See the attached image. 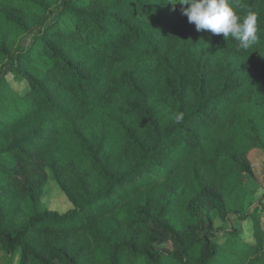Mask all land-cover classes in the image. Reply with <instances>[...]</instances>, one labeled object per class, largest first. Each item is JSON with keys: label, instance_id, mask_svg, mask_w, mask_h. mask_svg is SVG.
<instances>
[{"label": "trees", "instance_id": "16d2710c", "mask_svg": "<svg viewBox=\"0 0 264 264\" xmlns=\"http://www.w3.org/2000/svg\"><path fill=\"white\" fill-rule=\"evenodd\" d=\"M168 2L0 0L8 262L264 264L247 211L250 157L264 153V0H229L241 21L257 14L248 50ZM50 174L72 209L25 217Z\"/></svg>", "mask_w": 264, "mask_h": 264}, {"label": "clouds", "instance_id": "9594fccd", "mask_svg": "<svg viewBox=\"0 0 264 264\" xmlns=\"http://www.w3.org/2000/svg\"><path fill=\"white\" fill-rule=\"evenodd\" d=\"M173 11L179 4L181 11L196 31L208 30L214 35H223L224 39L232 37L239 42L242 50H248L253 45H259L257 14L249 12L246 17L238 16L229 0H169ZM187 6V7H185ZM184 118L183 113L174 116V122L179 124Z\"/></svg>", "mask_w": 264, "mask_h": 264}, {"label": "rangeland", "instance_id": "374dc122", "mask_svg": "<svg viewBox=\"0 0 264 264\" xmlns=\"http://www.w3.org/2000/svg\"><path fill=\"white\" fill-rule=\"evenodd\" d=\"M8 81L11 83L13 88L17 87L18 83L14 81L12 76H8ZM250 158L255 170V180L248 181L250 183V196L247 201V211L252 215H261V222L264 229V153L259 151L254 152ZM27 209V215L25 217H29L35 213H40L46 210L57 212L59 214H65L72 209V204L69 202L64 192L60 189L52 174H50L47 184L40 192L38 202L33 203L28 201ZM214 218L215 226L218 231L228 227L227 224L224 223L216 214L214 215ZM223 235L224 233L220 232L218 236L223 237ZM239 236L245 243L254 242L252 221L246 222L243 225L242 232ZM9 262L0 257V264H18L16 260H14V262Z\"/></svg>", "mask_w": 264, "mask_h": 264}, {"label": "crops", "instance_id": "0c3cea01", "mask_svg": "<svg viewBox=\"0 0 264 264\" xmlns=\"http://www.w3.org/2000/svg\"><path fill=\"white\" fill-rule=\"evenodd\" d=\"M0 253H1V254H0V257L6 259V255L1 251V249H0ZM17 259H18V260H17ZM19 259H20V258H19V255H17L15 260H16L18 263H19Z\"/></svg>", "mask_w": 264, "mask_h": 264}]
</instances>
